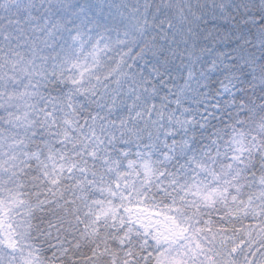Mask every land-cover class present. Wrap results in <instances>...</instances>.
I'll use <instances>...</instances> for the list:
<instances>
[{"label":"snow or ice","instance_id":"6c2138e0","mask_svg":"<svg viewBox=\"0 0 264 264\" xmlns=\"http://www.w3.org/2000/svg\"><path fill=\"white\" fill-rule=\"evenodd\" d=\"M0 264H264V0H0Z\"/></svg>","mask_w":264,"mask_h":264}]
</instances>
